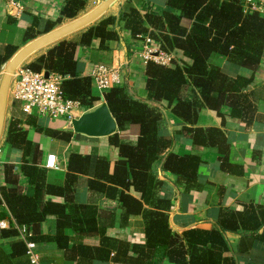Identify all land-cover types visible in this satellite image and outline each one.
Segmentation results:
<instances>
[{
	"label": "trees",
	"instance_id": "16d2710c",
	"mask_svg": "<svg viewBox=\"0 0 264 264\" xmlns=\"http://www.w3.org/2000/svg\"><path fill=\"white\" fill-rule=\"evenodd\" d=\"M143 4V0H125L119 8L117 17L109 15L101 18L80 32L77 39L58 42L25 67L33 72H48L61 76L63 98L78 102L85 111L91 110L99 102V97L92 94L91 78L78 75L75 52L80 47L90 48L95 41L99 42L98 50H108L109 44L119 39L115 26L116 23H121L122 30L140 45H145L146 38H149L151 42L149 47L152 49L155 48L167 55L172 54L174 50L182 53L181 60L172 58L168 65L146 62L144 79L147 101L155 104L165 102L174 117L190 126L195 124L199 110L203 108L220 116H223L222 111L226 108L230 116L246 120L244 118L252 112L253 103L258 98L264 100V86L261 87L262 95L257 88L251 91L248 89L263 57L264 15L245 11L243 0H165L164 9L158 11L145 10ZM86 12V0H65L55 20H42L39 16H32L31 26L21 32L23 38L20 46L11 42L5 45L0 54V70L27 42ZM7 23L6 27L11 29L14 35L15 17L10 18ZM214 54L232 65L249 71L250 76L248 78L226 76L219 67L209 63L210 57ZM187 89L195 90L196 97L192 99L184 97ZM102 99L116 122L117 131L122 132L131 125L140 128L134 145L121 143L117 133L108 137L110 145L118 150L119 159L115 162L111 175L100 176L106 183L101 184L100 188L107 196L116 197L117 187L122 189L133 187L141 192L142 201L147 202L149 192L160 183L151 171L154 165L163 160L164 171H169L183 181L193 182L200 162L196 156L169 153L165 157L171 141L162 135L164 119L160 109L135 99L130 95L126 84L106 90ZM37 118L39 117L35 114H24L20 103H12L5 141L19 150L22 157L17 171H14L15 166L12 165L2 167L0 220H8L10 225L0 231L2 238L5 239L18 235L15 226L24 227L26 237L12 243L9 254L0 246V264H34L28 255L27 242L57 240L56 237L45 238L37 234L38 224L34 221L40 214L36 213L37 210L35 212L29 208L30 204L35 203V198H29L19 193L17 189L7 187L18 185V176L25 178L35 189H38L42 182L39 174L43 170L37 166L41 152L38 145L27 139V128L31 127L36 132L65 142L70 138V133L43 130L37 125ZM185 132L192 136L204 133L191 128ZM208 132L217 133L213 129ZM220 148L223 149V146ZM225 161H222L223 169L226 167ZM90 167H93L96 176L99 170L109 168V162L104 157L92 158L89 155L70 154L65 177L66 188L63 190L65 198L66 192L71 191L70 186L76 181L77 175L87 173ZM89 183L94 185L93 181ZM118 196V200L123 204L128 201L136 203L122 192ZM72 207L76 212L74 215H80L79 217L89 216L94 212L85 206ZM65 208L66 205L58 208L56 217L65 218L63 216L67 211ZM153 216L151 224L145 230L147 240L144 248L153 255L158 247H163L165 250L162 258L174 264H235L233 258L223 256L229 249L222 234L225 231L240 233L243 236L242 243H245V238L249 234L252 238L264 241V230L263 234L256 236L261 224L256 226L248 224L250 219L255 217L252 214L245 216L243 213L222 210L216 228L211 230L191 228L182 232L180 236L170 232L164 215L155 213ZM58 223L60 228L66 224L65 221ZM72 227L75 232H82L83 225L76 224ZM242 243L240 241V244ZM249 247L250 245L246 249ZM123 248L126 249L127 246L123 245ZM77 250L80 253L74 264H84L85 258L90 264L91 257L88 258L86 255L90 250L81 245ZM54 261L56 264H63L62 259Z\"/></svg>",
	"mask_w": 264,
	"mask_h": 264
},
{
	"label": "crops",
	"instance_id": "0c3cea01",
	"mask_svg": "<svg viewBox=\"0 0 264 264\" xmlns=\"http://www.w3.org/2000/svg\"><path fill=\"white\" fill-rule=\"evenodd\" d=\"M64 1L25 0L22 14L14 16L8 2L0 0V54L8 42L20 46L23 38L21 32L31 26L32 16H39L42 20H55ZM86 1L87 12H89L104 0ZM124 1L120 0L118 5L114 9H109L103 17L109 15L117 17ZM143 2L145 10L158 11L165 7V0H143ZM12 17H15L14 35L12 30L6 27L8 20ZM72 21H65L56 28ZM115 29L119 39L111 42L108 50H98V41H95L90 48H77L75 52L77 73L79 76L90 77L93 66L97 64L117 68L120 70L121 84L127 85L130 95L145 102L147 100L144 45L132 40L130 35L122 30L121 23H116ZM81 31L64 40L77 39ZM54 45L36 52L20 67L34 61ZM170 57L179 61L182 59V53L174 50ZM8 62L0 70V82ZM209 63L219 67L230 78L250 76L249 71L228 63L216 54L210 57ZM262 86H264V51L261 63L248 89L251 91L257 88L261 91ZM91 91L95 97H99V102L93 108L95 109L103 103L104 92L99 91L93 84ZM196 93L195 90L187 89L184 97L192 99L196 97ZM262 94L261 91L260 95ZM12 103L8 91L5 125L0 139V184L3 181L2 167L4 165L15 166L14 171H17L21 164V152L5 141ZM253 105L252 112L244 118L246 120L230 116L226 108L222 111L223 116L203 108L199 110L195 124L190 126L174 117L167 109L165 102L151 104L150 106L160 109L164 119L162 135L171 141L165 157L169 153L179 156L194 155L200 162L193 182L183 181L169 171H164L162 169L164 160L154 165L151 174L160 183L149 192L147 202L142 201L141 192L133 187L128 189L117 187L114 198L107 196L100 188L101 184H106L100 176L111 175L114 164L119 159L118 150L110 145L108 137L90 138L75 134L70 123L64 119L49 120L36 115L39 117L37 125L40 128L70 133V138L65 142L49 137L45 133L36 132L31 127L27 128V139L38 145L41 152L37 166L43 170L39 174L42 182L40 187L35 189L33 185L27 183L25 178L18 176V185H7L8 188L17 189L19 193L29 198H35V203L30 204L29 208L33 211L37 210L35 212L40 214V217L34 221L38 224L37 234L45 238H57V240L33 242V256L36 260L34 264H56L54 259H62L63 264H74L79 257L80 252L77 250L79 245L90 250H86L87 253L89 252L86 254L87 257H91L90 264H174L162 258L165 250L163 247H158L153 255L144 248L147 240L145 230L151 224L155 213L164 215L170 232L178 236L191 228L202 230L216 228L222 210L243 213L245 216L254 215L255 217L250 219L248 224L250 226L261 224L256 236L263 234L264 100L258 98ZM93 109L85 111L81 107L73 112L71 120ZM189 128L204 133L192 136L185 132ZM139 129V126L131 125L124 131H116V133L121 143L134 145L139 136ZM212 129L217 133L208 132ZM220 146H223L224 150ZM71 153L89 155L92 158L104 157L109 162V168L99 170L96 176H94L93 167H90L85 174H78L76 181L70 186L71 191L66 192L65 198L63 190L66 188L67 161ZM49 155L56 157L55 169L47 168L45 165ZM223 160H226L224 169L222 168ZM90 181H93L94 185L90 184ZM120 192L134 199L137 204L129 201L125 204L120 202L118 200ZM62 205L63 207L66 205L67 210L63 219L56 217L57 209ZM75 205L85 206L94 212H91L89 216H75L76 212L72 207ZM5 221L8 226L4 229H7L10 222ZM59 221H65V226L60 228ZM76 224L83 225L82 232L74 231L72 226ZM222 234L229 248L223 256L233 258L235 264H264L263 240L252 238L249 234L245 238V243H242L243 236L240 233L225 231ZM20 239L24 240L19 234L4 239L0 231V246L6 254L11 252V244ZM123 245L127 248H123ZM248 245L250 247L246 249ZM96 249L100 251H94ZM86 260L88 259L83 260L84 264H88Z\"/></svg>",
	"mask_w": 264,
	"mask_h": 264
},
{
	"label": "built area",
	"instance_id": "2783aa9c",
	"mask_svg": "<svg viewBox=\"0 0 264 264\" xmlns=\"http://www.w3.org/2000/svg\"><path fill=\"white\" fill-rule=\"evenodd\" d=\"M14 13L19 16L24 10L25 0H6ZM245 11H252L264 15V0H243ZM150 39L146 38L143 47L144 61H153L156 64L168 65L171 62L170 55L149 47ZM90 78L93 85L101 92L118 86L122 83L120 70L104 65L93 66ZM63 78L57 74H49L45 77L44 72H33L25 66L19 67L14 75L9 88L10 99L18 102L24 114H35L49 120L64 119L70 123L73 112L81 108L78 102L65 100L62 96L61 84ZM47 168H56V157L49 155L45 163ZM8 226L7 221L0 220V229ZM19 236L26 237L24 227H16ZM28 255L34 263V244L27 242Z\"/></svg>",
	"mask_w": 264,
	"mask_h": 264
},
{
	"label": "water",
	"instance_id": "95a60500",
	"mask_svg": "<svg viewBox=\"0 0 264 264\" xmlns=\"http://www.w3.org/2000/svg\"><path fill=\"white\" fill-rule=\"evenodd\" d=\"M120 0H104L96 8L81 15L77 19L46 33L20 49L8 62L0 82V139L2 137L8 103V91L15 71L33 54L43 48L56 44L68 36L77 33L99 21L109 9H114ZM45 77L49 75L44 72ZM151 105L153 103L145 101ZM75 134L90 138L109 137L116 133L117 125L107 105L103 102L90 112L83 113L70 121Z\"/></svg>",
	"mask_w": 264,
	"mask_h": 264
},
{
	"label": "rangeland",
	"instance_id": "374dc122",
	"mask_svg": "<svg viewBox=\"0 0 264 264\" xmlns=\"http://www.w3.org/2000/svg\"><path fill=\"white\" fill-rule=\"evenodd\" d=\"M82 32V31H81ZM68 38V37H67Z\"/></svg>",
	"mask_w": 264,
	"mask_h": 264
}]
</instances>
